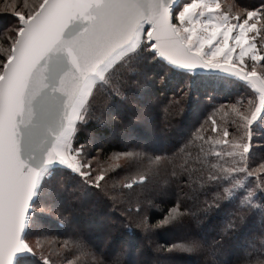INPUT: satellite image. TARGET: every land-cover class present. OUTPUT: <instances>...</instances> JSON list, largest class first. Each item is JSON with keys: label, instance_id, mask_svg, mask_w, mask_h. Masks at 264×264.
I'll list each match as a JSON object with an SVG mask.
<instances>
[{"label": "snow or ice", "instance_id": "1", "mask_svg": "<svg viewBox=\"0 0 264 264\" xmlns=\"http://www.w3.org/2000/svg\"><path fill=\"white\" fill-rule=\"evenodd\" d=\"M0 11L11 13L0 27V264H38L37 255L57 264L52 235L59 224L69 226L62 235L83 255H94L98 249L76 226L85 210L104 206L134 216L146 232H181V242L160 254L223 247L247 222L257 195L256 211L264 213V179L249 187L240 175L264 174V163L247 166L253 125L264 124V49L257 45L264 0L254 10H225L219 0H185L179 8L175 0H12ZM156 69L179 73L184 89L203 83L215 91L226 78L250 87L247 106L227 109L231 141L228 126L208 117L210 128L201 124L165 154L136 145L108 159L94 155L106 139L101 130L115 136L152 119L149 73ZM208 107L213 116L225 108ZM205 143L223 146L215 156L231 158L230 166L210 164L214 149ZM209 192L214 199L202 202ZM157 202L168 206L153 225ZM209 213L221 223L192 227ZM256 255L242 252L235 264H264V245ZM106 264H122L120 254Z\"/></svg>", "mask_w": 264, "mask_h": 264}, {"label": "trees", "instance_id": "2", "mask_svg": "<svg viewBox=\"0 0 264 264\" xmlns=\"http://www.w3.org/2000/svg\"><path fill=\"white\" fill-rule=\"evenodd\" d=\"M11 3L12 0H0V9ZM10 19V12L0 11V27L6 25ZM0 41L3 43L2 38ZM149 78L152 81L149 97L152 119L150 121H134L132 124L124 126L115 136L108 135L105 130H101L100 134L105 135L106 139L100 142L94 155L99 156L101 153H106V156L101 158L107 159L114 152L139 150L136 145H140L141 149L147 145L150 153L156 155L165 154L166 150L172 149L177 141L194 136L201 124H204L205 128H209L211 121L208 117L215 119L218 125L228 126L230 133L228 139L231 141L235 129L230 123L232 117L227 114V109L231 104L237 102L247 106L252 93L250 87L236 78H226L215 91L203 83L194 84L193 88L184 89L185 78L183 76L179 73H169L164 76L161 69L149 73ZM181 95H183V100L179 105L171 103ZM209 104H214L217 109H220V105H224L225 108L217 111L213 116V108L208 107ZM253 127L255 131L251 140V155L248 158L247 166L255 169L260 163H264V124L255 123ZM208 135L213 134L205 133L206 139ZM203 147L206 151L210 148L214 149L208 157L210 164L228 167L232 163L231 158L227 156L222 158L215 156V152L226 150L223 146L205 143ZM188 150L195 154L199 149L190 147ZM179 162L176 161V163ZM240 175L244 180L251 181L249 187L258 185L260 179L264 177L261 173L257 174L259 179L257 176L247 177L243 173ZM214 196V192H209L207 197H201V201L207 199L210 202ZM251 203L254 211L249 212L247 222L243 224L236 237L226 240L223 247L219 249H209L205 252H186L177 249L160 254L162 250L170 248L172 244H179L181 242L179 237L182 233L178 231L173 233V230H169L165 226L146 232L136 226L134 216L131 220L125 219L118 207L104 206L92 211L85 210L80 224L76 227L98 249L96 253L100 255L99 262L106 263L115 252L120 251L124 254V257L121 258L122 264H225V262L235 264L236 257L245 251L251 255L252 260L257 259L256 253L260 250L261 245H264V237L260 235L261 230L264 229V213L256 211L260 209L261 204L259 195ZM167 206L166 203L157 202V208L150 211L153 225L163 218L164 209ZM218 223L221 222L215 218V213H209L207 217L201 216L199 226L193 220L192 227H203L207 231ZM224 224L226 226V222ZM68 227L65 224H59L54 228L52 238L59 241L58 244L67 238V243L73 244L70 237L62 235ZM252 244H255L254 247ZM33 259L38 264H42L39 255Z\"/></svg>", "mask_w": 264, "mask_h": 264}, {"label": "rangeland", "instance_id": "3", "mask_svg": "<svg viewBox=\"0 0 264 264\" xmlns=\"http://www.w3.org/2000/svg\"><path fill=\"white\" fill-rule=\"evenodd\" d=\"M247 1H250L249 3H245ZM185 0L179 2L177 4V8L182 7ZM221 7L225 10H234V9H240L245 8L246 10H254L255 8H258L261 4V0H219ZM0 44L2 42L0 41ZM257 45L258 48L264 49V41H261L259 37H257ZM6 46V45H4ZM247 64H251L250 60H246ZM260 63H257V68L259 69ZM210 128V127H209ZM119 152H114L112 155H110L108 158L112 157L114 154ZM160 155V154H158ZM107 158V159H108ZM264 175V174H263ZM264 179V177H263ZM174 233V231H173ZM55 240V238H53ZM68 239V238H67ZM66 240V239H64ZM64 245L61 248V245ZM253 245V244H252ZM255 245V244H254ZM253 245V247H254ZM56 247L59 249V252L56 256L53 257L57 261V264H106L105 262H99L101 260L100 255L95 253L91 256H85L81 253L80 250H78L73 244H64V241L62 243L57 244ZM120 254V258L124 257V254L122 252H117ZM116 254V252L114 253Z\"/></svg>", "mask_w": 264, "mask_h": 264}, {"label": "water", "instance_id": "4", "mask_svg": "<svg viewBox=\"0 0 264 264\" xmlns=\"http://www.w3.org/2000/svg\"><path fill=\"white\" fill-rule=\"evenodd\" d=\"M181 0H175V6H177V4L180 2ZM207 71V70H205ZM242 82V81H241ZM252 90V89H251ZM253 91V90H252Z\"/></svg>", "mask_w": 264, "mask_h": 264}]
</instances>
